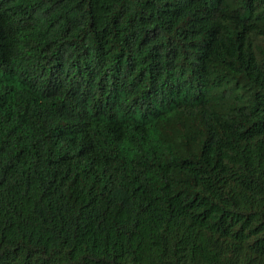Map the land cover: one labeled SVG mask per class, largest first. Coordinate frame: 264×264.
<instances>
[{"label": "trees", "instance_id": "16d2710c", "mask_svg": "<svg viewBox=\"0 0 264 264\" xmlns=\"http://www.w3.org/2000/svg\"><path fill=\"white\" fill-rule=\"evenodd\" d=\"M0 264H264V0H0Z\"/></svg>", "mask_w": 264, "mask_h": 264}]
</instances>
